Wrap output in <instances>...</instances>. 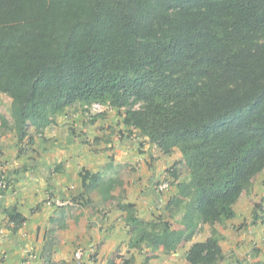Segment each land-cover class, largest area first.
I'll list each match as a JSON object with an SVG mask.
<instances>
[{"label": "trees", "instance_id": "obj_1", "mask_svg": "<svg viewBox=\"0 0 264 264\" xmlns=\"http://www.w3.org/2000/svg\"><path fill=\"white\" fill-rule=\"evenodd\" d=\"M0 93L10 100L0 130L18 146L32 143L29 126L40 132L77 103L104 115L87 111L101 102L161 152L177 148L166 172L186 178L156 218L139 217L123 189L103 198L125 212L130 248L171 253L207 223L210 235L185 260L221 264L213 226L235 216L264 169V0H0ZM80 176L87 194L114 186L100 172ZM5 213L13 231L26 220L15 206Z\"/></svg>", "mask_w": 264, "mask_h": 264}, {"label": "crops", "instance_id": "obj_2", "mask_svg": "<svg viewBox=\"0 0 264 264\" xmlns=\"http://www.w3.org/2000/svg\"><path fill=\"white\" fill-rule=\"evenodd\" d=\"M5 113L7 117L10 115L8 109ZM28 133L32 143L27 151L19 153L15 132L0 130V178L8 180L0 193V264H60L59 260L68 259L65 251L78 242L82 244L77 248L83 250V260L90 259V264L95 258L111 257L110 252L118 248L122 249L121 254L140 259L137 249L128 246L125 212L115 206L113 198L104 200L103 197L111 194L115 198L123 189L122 202L134 203L139 217L152 219V214L161 213L165 202L177 193V181L186 178L183 172L174 180L166 172L168 167L180 161V151L173 148L169 153L161 152L137 129L126 126L123 115L115 108L110 107L100 117H90L78 103L58 113L54 122L40 132L29 126ZM82 169L100 172L103 182L114 179V186L108 193L106 189H93L87 194L80 176ZM159 180L170 181L162 192L154 189L153 183ZM70 185L72 192L75 191L83 202L76 207H53L50 200L55 197L66 199ZM243 196L245 194L233 206L235 216L213 226L224 254L227 240L232 242L236 237L233 227L242 229L245 227L242 224L251 216L249 225L255 228L253 232L261 225L255 221V218L260 221V216L253 215L255 205L248 202L240 207ZM87 199L91 200L90 204L85 202ZM103 205L107 206L103 210L106 213H95ZM11 206L26 217L17 231L12 230L13 223L5 213V209ZM76 208V214L70 216L72 209ZM117 213L123 220L117 217ZM178 224L172 227L181 228L182 225ZM209 227L212 228L207 223H199L192 239L180 244L171 255L182 250L185 259L191 242L204 240L210 235ZM200 228L205 233L202 239ZM245 236L246 231H243L240 238ZM50 243V250L46 251L45 247ZM258 251L256 255L259 256L262 251ZM184 261L183 264H188Z\"/></svg>", "mask_w": 264, "mask_h": 264}, {"label": "rangeland", "instance_id": "obj_3", "mask_svg": "<svg viewBox=\"0 0 264 264\" xmlns=\"http://www.w3.org/2000/svg\"><path fill=\"white\" fill-rule=\"evenodd\" d=\"M7 109H8V112H10V100L6 95L0 94V111L5 113V112H7ZM7 115H9V114L7 113ZM26 140L27 139H24V141L21 142L20 146H18V149L20 147L19 153L27 151L29 149V145L26 142ZM11 159L13 160V158H11ZM7 160H9V158ZM7 160L5 161L6 163H7ZM178 165L181 166L180 164H178ZM159 182H160V180L155 181L153 183V185H155ZM168 182L170 185V181H168ZM67 189L69 190V192H68L67 198H66L67 202L64 205H57V204L53 203V201L51 200V202H50L51 205L53 207H55L56 209H61L62 207H65V205L67 207H69V206L76 207L77 205L80 204V202H83L80 198H77V193L75 191L72 192L73 188L71 187V185L68 186ZM253 191H255V193L252 195ZM54 199H63V198H59V197L56 198L55 197ZM244 202H246V203H244ZM248 202H250L253 205L259 204L257 206L255 205V209H257L256 210L257 216H260V221L258 220V218H255V221L257 220L256 222H260V224H261L260 228L256 232H253V229H255V228H253L251 225H249L252 216H251V218L249 217L250 219L248 222H244L242 224L245 226L242 229H239V228L237 229V228L233 227L234 236H236L235 237L236 240L234 239L232 242H229V240H227L228 247L225 249V258L221 262V264H225L227 262V260H230L231 264H234V262L237 264H256L258 261H264V235L262 236V232L264 233V208L261 210L259 209V208L264 207V169L255 178L250 192L245 194V196H243L242 199H240L239 205H240V207L243 208L244 204L247 205ZM89 207L91 208L92 206L88 205V208ZM94 207H95V205H94ZM106 207L107 206L98 207L95 210V213H97L99 215L105 214L106 211L103 212V210L106 209ZM76 210H77V208L72 209L70 216L75 215ZM162 211L163 210H161V213H162ZM161 213H159L157 211V212L153 213L152 216H154L153 218H156L157 215L158 214L160 215ZM117 217H121L123 220V217L121 214L117 213ZM247 219L248 218H244V220H247ZM237 221L238 220H236L235 223H238ZM176 225H179L178 222L171 220V226H176ZM207 229H208V227L206 228V230ZM209 231H211L210 227H209ZM243 231H246V236L242 237L244 239L240 238V234ZM237 232H240V233H237ZM199 233H200V237H201L200 239H202L203 236L205 235V233H203V228H200ZM195 241H197V240H195ZM79 246H82V244L78 242L75 245H73L69 250H66L65 254L67 255L68 259L67 260H59V263L60 264H90V259L88 261V258L86 260H83V258L76 259L74 257L75 249ZM258 249H260L262 251V253H259V256L256 255V252L258 251ZM121 251H122V249H119V248L116 250H112L110 252V253H112L111 257H109L107 255L104 258V260H102L101 258L100 259L95 258L93 261H91V264H101V263L102 264H109V260H111V259L116 264H121L123 259L128 258V256H125V253L121 254L120 253ZM136 253L140 257V259H138V260L133 259V262L131 264H183L185 262L182 250H179L178 253L171 255V253H164L160 248L153 250V249L148 247L147 249L143 248L142 250L137 249ZM146 257L148 258L147 261H145Z\"/></svg>", "mask_w": 264, "mask_h": 264}, {"label": "built area", "instance_id": "obj_4", "mask_svg": "<svg viewBox=\"0 0 264 264\" xmlns=\"http://www.w3.org/2000/svg\"><path fill=\"white\" fill-rule=\"evenodd\" d=\"M139 105L140 103H136L134 104L133 108H138ZM109 108L110 106L108 104L106 105L101 102H92L89 106H87V111L89 114L93 115V114L105 112ZM121 109L124 110V107H121ZM168 186H169L168 181H161L154 185V189L155 191L162 192L165 189H167ZM4 188H5V181L2 178H0V193ZM51 200L53 201V203L57 205H64L67 202L66 199H51ZM82 256H83V250L81 248H77L74 252V257L76 259H81Z\"/></svg>", "mask_w": 264, "mask_h": 264}]
</instances>
